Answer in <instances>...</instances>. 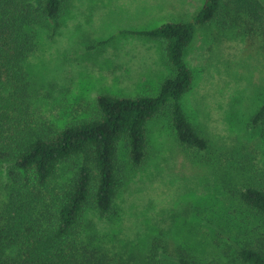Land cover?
Here are the masks:
<instances>
[{
  "label": "rangeland",
  "instance_id": "rangeland-1",
  "mask_svg": "<svg viewBox=\"0 0 264 264\" xmlns=\"http://www.w3.org/2000/svg\"><path fill=\"white\" fill-rule=\"evenodd\" d=\"M257 1L264 12V0ZM202 3L70 0L52 30H40L38 49L27 64L43 113L56 121L85 117L100 93H155L170 73L158 43L119 33L190 20ZM246 19L240 16L227 28L197 26L184 51L194 80L181 105L208 148L179 145L164 111L147 125L146 158L122 186L114 215H88L94 223L91 243L106 249L112 264H140L153 237L163 240L170 254L180 247L205 263L239 264L236 242H256L264 232V220L235 194L264 178V127L251 124L264 103V55ZM111 35L107 45L93 46ZM124 157L121 152V162ZM155 261L177 264L161 254L143 264Z\"/></svg>",
  "mask_w": 264,
  "mask_h": 264
},
{
  "label": "trees",
  "instance_id": "trees-1",
  "mask_svg": "<svg viewBox=\"0 0 264 264\" xmlns=\"http://www.w3.org/2000/svg\"><path fill=\"white\" fill-rule=\"evenodd\" d=\"M69 3L0 0V264H112L108 251L91 243L94 223L88 215H114L122 186L146 158L149 121L165 111L179 145L195 151L209 146L181 105L194 80L184 51L197 26L227 28L245 15L264 55V12L257 0H203L190 20L119 33L158 43L170 73L155 93H100L87 116L56 121L38 105L27 64L38 49L40 30H52ZM113 37L93 46L107 45ZM251 124L264 127V103ZM235 194L264 220V178ZM260 234L256 242L233 246L239 264H264ZM158 254L177 264H218L202 262L180 247L170 254L159 237L144 247L139 263H150Z\"/></svg>",
  "mask_w": 264,
  "mask_h": 264
}]
</instances>
